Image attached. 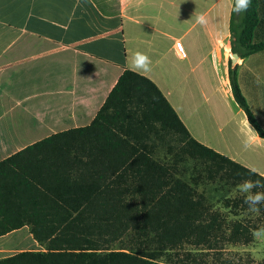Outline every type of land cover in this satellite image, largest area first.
<instances>
[{
    "label": "trees",
    "instance_id": "1",
    "mask_svg": "<svg viewBox=\"0 0 264 264\" xmlns=\"http://www.w3.org/2000/svg\"><path fill=\"white\" fill-rule=\"evenodd\" d=\"M93 1L104 15L121 12L120 0ZM258 22V0H251L240 23L233 13L232 53L241 59L264 51V42H255ZM238 69L230 63L234 99L264 138ZM153 130L156 139L150 142ZM49 147L38 156L36 150ZM252 172L198 142L156 84L127 70L90 126L54 135L0 162V237L30 225L45 248L0 264H204L187 246L249 245L259 226L227 222L199 189L210 182L233 188L262 178ZM243 199L225 197L224 207L240 208ZM117 242L121 250L111 249Z\"/></svg>",
    "mask_w": 264,
    "mask_h": 264
},
{
    "label": "crops",
    "instance_id": "2",
    "mask_svg": "<svg viewBox=\"0 0 264 264\" xmlns=\"http://www.w3.org/2000/svg\"><path fill=\"white\" fill-rule=\"evenodd\" d=\"M258 1L256 43L264 42V0ZM120 6V14L107 16L93 0H0V162L90 126L131 70L156 84L198 142L264 177V138L230 83L232 62L264 130V51L246 59L232 53L233 0H120ZM243 16L235 14V21ZM178 41L186 57L178 55ZM136 52L150 58V72L132 67ZM149 136L156 139L154 130ZM44 250L30 225L0 237V259Z\"/></svg>",
    "mask_w": 264,
    "mask_h": 264
},
{
    "label": "rangeland",
    "instance_id": "3",
    "mask_svg": "<svg viewBox=\"0 0 264 264\" xmlns=\"http://www.w3.org/2000/svg\"><path fill=\"white\" fill-rule=\"evenodd\" d=\"M173 144L175 142L173 141ZM166 156L165 150L161 149L160 158L163 159ZM168 158H173V155H168ZM193 166L194 162H188ZM189 175H191L189 173ZM200 192L205 191V195L208 196L213 211L224 213L227 222L242 220L249 221L259 228L264 227V213L250 212L247 205L243 204L240 208H226L224 198L241 199L244 198L243 194L239 192L237 187L229 188L224 187L220 183L203 185L199 189ZM227 195V196H226ZM122 243L117 242L112 245L111 249L121 250ZM45 249V248H44ZM188 250L192 251L198 259L203 260L204 264H220L221 262H230L231 264H264V235L260 237H254V240L249 245H226L222 249L220 247L217 250H202L195 249L187 246Z\"/></svg>",
    "mask_w": 264,
    "mask_h": 264
},
{
    "label": "clouds",
    "instance_id": "4",
    "mask_svg": "<svg viewBox=\"0 0 264 264\" xmlns=\"http://www.w3.org/2000/svg\"><path fill=\"white\" fill-rule=\"evenodd\" d=\"M251 5V0H233V12L237 15L245 13L248 7ZM198 21H203V16L197 18ZM132 67L140 72L151 71V60L142 52H136L132 58ZM248 145L246 144V147ZM253 175L256 173L253 171ZM237 188L240 193L243 194V203L247 205L250 212H259L260 206L264 205V191L258 189H264V177L257 180L245 179ZM254 237H260L264 235V227L253 231Z\"/></svg>",
    "mask_w": 264,
    "mask_h": 264
},
{
    "label": "built area",
    "instance_id": "5",
    "mask_svg": "<svg viewBox=\"0 0 264 264\" xmlns=\"http://www.w3.org/2000/svg\"><path fill=\"white\" fill-rule=\"evenodd\" d=\"M176 50L179 56L181 57H186V51H185V47L184 44L181 41H178L176 43Z\"/></svg>",
    "mask_w": 264,
    "mask_h": 264
},
{
    "label": "water",
    "instance_id": "6",
    "mask_svg": "<svg viewBox=\"0 0 264 264\" xmlns=\"http://www.w3.org/2000/svg\"><path fill=\"white\" fill-rule=\"evenodd\" d=\"M234 56H236V54H234Z\"/></svg>",
    "mask_w": 264,
    "mask_h": 264
}]
</instances>
